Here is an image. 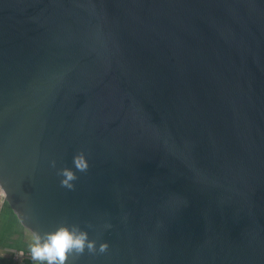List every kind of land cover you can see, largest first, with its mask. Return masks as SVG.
I'll list each match as a JSON object with an SVG mask.
<instances>
[{
    "label": "water",
    "instance_id": "water-1",
    "mask_svg": "<svg viewBox=\"0 0 264 264\" xmlns=\"http://www.w3.org/2000/svg\"><path fill=\"white\" fill-rule=\"evenodd\" d=\"M0 185L74 264H264V0H0Z\"/></svg>",
    "mask_w": 264,
    "mask_h": 264
},
{
    "label": "clouds",
    "instance_id": "clouds-1",
    "mask_svg": "<svg viewBox=\"0 0 264 264\" xmlns=\"http://www.w3.org/2000/svg\"><path fill=\"white\" fill-rule=\"evenodd\" d=\"M72 164L75 171L69 167L57 170V175L61 177L60 186L69 191L75 190L74 182L78 180L77 172L86 173L89 168L83 151L73 156ZM51 166L55 168V161H51ZM6 196L5 188L0 185V198H6ZM33 241L30 247L31 258L41 264H74V261L85 252L95 255L105 253L109 248L107 242H101L97 247V241L90 239L87 231L82 230L78 224L61 223L54 231L33 233Z\"/></svg>",
    "mask_w": 264,
    "mask_h": 264
},
{
    "label": "crops",
    "instance_id": "crops-1",
    "mask_svg": "<svg viewBox=\"0 0 264 264\" xmlns=\"http://www.w3.org/2000/svg\"><path fill=\"white\" fill-rule=\"evenodd\" d=\"M33 235L20 225L9 207L0 213V264H10L11 258L19 254L21 264H30L22 253L30 250Z\"/></svg>",
    "mask_w": 264,
    "mask_h": 264
},
{
    "label": "built area",
    "instance_id": "built-area-1",
    "mask_svg": "<svg viewBox=\"0 0 264 264\" xmlns=\"http://www.w3.org/2000/svg\"><path fill=\"white\" fill-rule=\"evenodd\" d=\"M5 205H6L5 198H0V213L2 212L3 208L5 207ZM22 255L30 261V264H41V262L34 261L31 258V252H30V250L24 251L22 253ZM19 258H20L19 257V254L13 255L12 258H11L10 264H21L20 261H19Z\"/></svg>",
    "mask_w": 264,
    "mask_h": 264
},
{
    "label": "rangeland",
    "instance_id": "rangeland-1",
    "mask_svg": "<svg viewBox=\"0 0 264 264\" xmlns=\"http://www.w3.org/2000/svg\"><path fill=\"white\" fill-rule=\"evenodd\" d=\"M8 207V205H6Z\"/></svg>",
    "mask_w": 264,
    "mask_h": 264
}]
</instances>
